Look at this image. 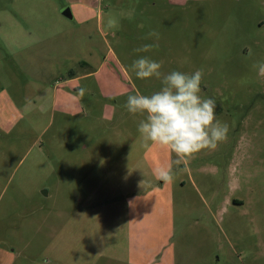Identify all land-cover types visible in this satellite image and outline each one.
I'll return each mask as SVG.
<instances>
[{"label": "rangeland", "instance_id": "374dc122", "mask_svg": "<svg viewBox=\"0 0 264 264\" xmlns=\"http://www.w3.org/2000/svg\"><path fill=\"white\" fill-rule=\"evenodd\" d=\"M90 4L0 0V264H264V0ZM138 55L203 71L215 150L142 146L124 104L162 85Z\"/></svg>", "mask_w": 264, "mask_h": 264}, {"label": "clouds", "instance_id": "9594fccd", "mask_svg": "<svg viewBox=\"0 0 264 264\" xmlns=\"http://www.w3.org/2000/svg\"><path fill=\"white\" fill-rule=\"evenodd\" d=\"M159 40V33L149 32L146 39ZM158 43L144 44L133 49L136 54L148 53ZM161 63L147 55H138L130 68L137 79L155 77L160 79L161 88L150 95H128L124 104L130 114L144 116L137 127L139 141L145 148L153 145L167 149L175 156V165L187 164L188 160L202 150H215L219 143L228 135L229 125L221 122L216 115L214 98H202V70L191 74L172 71L161 72ZM253 67L260 77H264V62ZM86 89L81 88L79 95L83 96ZM157 179L171 182L174 179V169L169 166H157L154 169Z\"/></svg>", "mask_w": 264, "mask_h": 264}, {"label": "crops", "instance_id": "0c3cea01", "mask_svg": "<svg viewBox=\"0 0 264 264\" xmlns=\"http://www.w3.org/2000/svg\"><path fill=\"white\" fill-rule=\"evenodd\" d=\"M67 4H79V3H83V4H87V5H92L91 0H64Z\"/></svg>", "mask_w": 264, "mask_h": 264}, {"label": "water", "instance_id": "95a60500", "mask_svg": "<svg viewBox=\"0 0 264 264\" xmlns=\"http://www.w3.org/2000/svg\"><path fill=\"white\" fill-rule=\"evenodd\" d=\"M61 14L68 19H72L69 7H65L64 9H62Z\"/></svg>", "mask_w": 264, "mask_h": 264}]
</instances>
